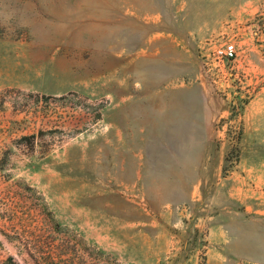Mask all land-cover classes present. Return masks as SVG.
Instances as JSON below:
<instances>
[{"label":"rangeland","instance_id":"1","mask_svg":"<svg viewBox=\"0 0 264 264\" xmlns=\"http://www.w3.org/2000/svg\"><path fill=\"white\" fill-rule=\"evenodd\" d=\"M10 257L264 264V0H0Z\"/></svg>","mask_w":264,"mask_h":264},{"label":"built area","instance_id":"2","mask_svg":"<svg viewBox=\"0 0 264 264\" xmlns=\"http://www.w3.org/2000/svg\"><path fill=\"white\" fill-rule=\"evenodd\" d=\"M214 56L219 65L225 67L237 60L239 56V49L235 42H225L222 47L216 51Z\"/></svg>","mask_w":264,"mask_h":264},{"label":"trees","instance_id":"3","mask_svg":"<svg viewBox=\"0 0 264 264\" xmlns=\"http://www.w3.org/2000/svg\"><path fill=\"white\" fill-rule=\"evenodd\" d=\"M27 139L28 138L24 137V140H27ZM6 264H15V263L13 262V259L10 257Z\"/></svg>","mask_w":264,"mask_h":264}]
</instances>
